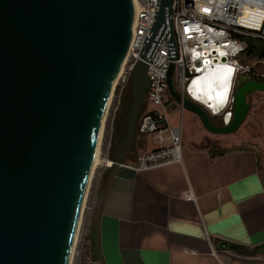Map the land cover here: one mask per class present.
I'll return each instance as SVG.
<instances>
[{
	"label": "water",
	"instance_id": "obj_1",
	"mask_svg": "<svg viewBox=\"0 0 264 264\" xmlns=\"http://www.w3.org/2000/svg\"><path fill=\"white\" fill-rule=\"evenodd\" d=\"M173 1L159 0L152 37L132 72L124 148L112 157L115 168L95 224L102 264L100 220L113 176L136 135L150 86L148 64L163 40L170 60H178ZM134 19L133 0H0V264L72 263L101 126L129 53ZM172 72L174 100L217 135L235 133L249 114L247 98L264 92V81L242 77L233 111L225 112L230 85L217 104L221 127L204 107L182 100Z\"/></svg>",
	"mask_w": 264,
	"mask_h": 264
},
{
	"label": "crops",
	"instance_id": "obj_2",
	"mask_svg": "<svg viewBox=\"0 0 264 264\" xmlns=\"http://www.w3.org/2000/svg\"><path fill=\"white\" fill-rule=\"evenodd\" d=\"M174 107L168 106L169 117L176 116ZM191 119L183 125L182 163L140 172L118 167L99 225L104 264H264V165L258 153L204 141ZM122 138L112 157L122 152ZM138 140L139 155L160 147L136 132L123 164L136 163ZM114 168L103 180L98 215ZM189 192L195 201L185 199ZM91 264H102L99 251Z\"/></svg>",
	"mask_w": 264,
	"mask_h": 264
},
{
	"label": "built area",
	"instance_id": "obj_3",
	"mask_svg": "<svg viewBox=\"0 0 264 264\" xmlns=\"http://www.w3.org/2000/svg\"><path fill=\"white\" fill-rule=\"evenodd\" d=\"M133 3L135 19L127 70L125 68L119 80L122 84L118 83L121 86L119 104L134 67L141 60L146 38L152 37L150 29H153L159 12V0H133ZM172 18L178 60H170L169 43L163 40L153 61L148 64L150 86L136 127L139 135L155 138L160 147L139 155L134 165H120L139 172L183 162L182 115L186 110L171 96L168 79L172 68L175 92L183 101L190 100L197 104L195 83L208 68L230 69L233 74L232 87L225 112L233 111V93L240 78L264 79V71L242 61L248 58L251 44L257 49L264 46V0H174ZM256 58L264 63V58L258 56L251 59ZM171 103L174 108H179L181 115V122L176 126L171 123L167 110ZM201 106L212 117L220 115L208 105ZM114 165L115 162L111 161L108 167ZM185 199L195 201V196L189 192Z\"/></svg>",
	"mask_w": 264,
	"mask_h": 264
},
{
	"label": "rangeland",
	"instance_id": "obj_4",
	"mask_svg": "<svg viewBox=\"0 0 264 264\" xmlns=\"http://www.w3.org/2000/svg\"><path fill=\"white\" fill-rule=\"evenodd\" d=\"M264 47V46H263ZM242 61L249 66H255L259 71H264V63L259 62L258 59H247L243 58ZM127 70V67H125ZM132 76V75H131ZM130 76V77H131ZM131 78L129 83L121 95V103L119 104V94L121 86L118 85L116 90V96L112 98L111 105L109 106V111L104 124V131L101 140V151H100V164L96 167L89 190L86 197L85 207L83 210V216L81 219V224L78 231L77 242L75 244L74 256L71 264H91L93 256L91 251V234L95 228L102 195H103V180L107 178L108 175V165L112 161L111 152V142L115 137V131L113 130L115 119L119 114V110L122 108L123 103L127 102V107L125 112L127 113L133 102L131 96ZM122 84V81L119 82ZM129 89V90H128ZM248 103L250 104L249 114L243 123V125L233 134L229 135H217L208 132L201 124L199 118L190 113L184 112L182 115L183 125H186V120L194 123L196 120V127L201 130L202 134L205 136L204 141L211 140L213 143H219L222 147L231 149H252L256 151L259 155L260 162L264 165V92H255L248 98ZM179 108L173 109L176 112ZM143 111L141 108L140 112ZM172 112V114H173ZM139 117V116H138ZM222 117L219 115L216 118L217 126H222ZM139 119V118H138ZM137 119V123H138ZM126 117L124 116L123 125L120 128L119 137L122 136ZM171 123L178 124L181 122L180 111L177 112L176 116L170 117ZM193 125V124H192ZM137 127V125H136ZM137 132V128H136ZM185 134V132H184ZM186 137V135H185ZM144 140V139H142ZM141 140V141H142ZM138 140L135 145V156H138L141 152L143 146ZM155 145L154 141H151ZM121 148V147H120ZM119 148V149H120ZM108 162V163H107ZM105 183V182H104Z\"/></svg>",
	"mask_w": 264,
	"mask_h": 264
},
{
	"label": "bare ground",
	"instance_id": "obj_5",
	"mask_svg": "<svg viewBox=\"0 0 264 264\" xmlns=\"http://www.w3.org/2000/svg\"><path fill=\"white\" fill-rule=\"evenodd\" d=\"M128 61H129V56L127 55L123 63V66L113 84L112 92H111L110 99H109L108 109H107L105 118L103 120L102 126H101L100 139H99V144H98V148L96 151L95 159L93 162L92 172L90 176V183H91V179H92V176H93V173L96 167L100 164L101 140L103 136L106 116L109 111V106L111 105L113 94L115 93L119 80L121 79L122 75L125 72V67L128 64ZM231 72L232 71L228 68H220V67L219 68H208L205 74H203V76L200 79H198L195 83L196 89H195L194 96L197 102L201 105L210 106L212 110H214L215 113L218 114L219 113L218 110L220 109H218L217 104L221 100L227 97L228 92L230 91V85L232 86L231 78L233 74H231ZM90 183H89V186H90ZM88 190L89 188L87 189V192L85 195L82 211L84 210V207H85ZM82 216H83V212L81 215V219H82ZM81 219H80V223H81ZM80 223H79V227H80ZM78 231H79V228H78Z\"/></svg>",
	"mask_w": 264,
	"mask_h": 264
},
{
	"label": "trees",
	"instance_id": "obj_6",
	"mask_svg": "<svg viewBox=\"0 0 264 264\" xmlns=\"http://www.w3.org/2000/svg\"><path fill=\"white\" fill-rule=\"evenodd\" d=\"M254 47H255V49H254ZM256 49H257V47L254 44H251V46H250V48L248 50V58L247 59H251V58H254L256 56H258L260 58H264V47H259L257 49V51H255ZM240 79H239L238 84H237L238 88L242 84V82L240 83ZM212 122L216 125V123H215L216 122V118H213ZM228 249L239 251L242 248H240L238 246H235V245H231V246L228 247ZM91 251H92L93 259H95L96 254H98V248H97L96 239H95V228L93 229L92 234H91Z\"/></svg>",
	"mask_w": 264,
	"mask_h": 264
},
{
	"label": "flooded vegetation",
	"instance_id": "obj_7",
	"mask_svg": "<svg viewBox=\"0 0 264 264\" xmlns=\"http://www.w3.org/2000/svg\"><path fill=\"white\" fill-rule=\"evenodd\" d=\"M260 81H264L263 80H260ZM250 97V96H249ZM248 97V98H249ZM248 98H247V101H248ZM128 102V101H127ZM127 102L125 101L122 105V108L119 110V114L118 116L116 117L115 119V124H114V128L113 130L115 131V137L113 138L112 142H111V146H110V154L111 153H114V150H115V147L117 146V144L119 143V141L117 140L119 137H118V134H119V131H120V128L121 126L123 125V120H124V116L126 117V112H125V108L127 107ZM140 116V114H139ZM139 118V117H138ZM222 126L221 127H224V118L222 117ZM217 125V124H216Z\"/></svg>",
	"mask_w": 264,
	"mask_h": 264
}]
</instances>
